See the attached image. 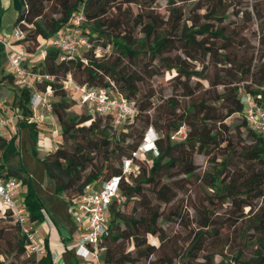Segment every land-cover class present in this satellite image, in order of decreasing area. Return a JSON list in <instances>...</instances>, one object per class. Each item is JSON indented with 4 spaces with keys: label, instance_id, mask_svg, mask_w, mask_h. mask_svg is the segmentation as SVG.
Returning a JSON list of instances; mask_svg holds the SVG:
<instances>
[{
    "label": "trees",
    "instance_id": "16d2710c",
    "mask_svg": "<svg viewBox=\"0 0 264 264\" xmlns=\"http://www.w3.org/2000/svg\"><path fill=\"white\" fill-rule=\"evenodd\" d=\"M155 1H143L149 11L122 18L121 5L137 4L140 0L16 1L14 28L24 30V39L19 42L27 54L64 31L71 16L79 11L84 15L82 35L90 41L105 37L113 51L110 58L95 57L91 51L67 55L46 45L43 59L38 58L30 66L54 77V81L37 87L42 90L46 84L51 86L54 99L50 106L61 138L40 162L47 172L49 163L66 165L70 181L66 186L58 185L56 191L71 201L86 187L96 188L98 179L121 175L122 161L140 144L134 139H142L147 127L152 126L157 131L156 154L148 153L135 160L137 173L119 182L120 202L111 203L108 229L98 244L102 264H150L149 259L159 246L149 244L147 236L155 237L160 246L162 241L158 226L163 215L160 204H169L176 197L172 179L196 175L197 153L208 161V169L196 176L207 190L200 201L204 222L197 227L187 256L197 264H264V138L248 127L240 101V95L245 93L264 109V54L257 57L242 49L239 36L223 23L227 9L221 0H196L188 17H184L180 5L190 0H165L166 18L152 11ZM112 10L115 17H107ZM201 10L203 13H198ZM105 20H112L111 27L115 29L122 27L124 31L125 26L131 25L139 32L104 30ZM258 42L264 48V28H260ZM257 60H261L259 65H255ZM145 69L151 75L171 70L176 73L171 78L175 83L173 93L157 105L152 90H140ZM67 74L77 84L106 89L133 101L138 110L136 117L131 123L115 127L108 115H97L86 107L81 113L70 111L76 99L59 83ZM192 79L196 80L194 85L190 84ZM5 81L10 84L13 105L22 117L10 135L0 136V178L12 177L7 162L18 157L16 178L21 205L28 221L37 222L42 219L44 204L21 158L24 129L36 155L38 130L35 123L27 122L30 89L16 85L11 73L2 75L0 83ZM202 81H206V87ZM228 118L239 123L230 128L225 123ZM139 119L142 125L136 135L132 124ZM182 126L186 128L184 139L173 141L172 134ZM127 139L131 141L126 142ZM149 187L153 199L148 197ZM224 205L226 211L221 215L225 216L220 217L217 211ZM8 231H13L10 238ZM13 242V250L24 257L21 264H54L47 249L39 259L28 254L26 238L8 213L0 219V243ZM221 242L222 248L217 250ZM128 244L132 245L130 250ZM216 256L220 257L217 262ZM160 258L158 264H172L169 256ZM0 264L10 263L0 260Z\"/></svg>",
    "mask_w": 264,
    "mask_h": 264
},
{
    "label": "built area",
    "instance_id": "2783aa9c",
    "mask_svg": "<svg viewBox=\"0 0 264 264\" xmlns=\"http://www.w3.org/2000/svg\"><path fill=\"white\" fill-rule=\"evenodd\" d=\"M84 21L82 12L74 13L69 26L62 32L55 34L46 43L43 42L31 55L43 59L46 45L58 49L63 54L74 55L80 51H91L95 57H103L106 50L81 33V25ZM24 30L20 27L13 29V41L19 42L24 39ZM5 55L8 59L9 72L15 77V84L30 89L29 110L30 115L27 122L40 124L43 111H51L49 98L52 97V89L46 84L44 89L37 85L54 81V77L32 70L24 65V58L27 53L22 48L20 51L10 53L9 41L0 39ZM63 58V57H62ZM61 58V59H62ZM61 88L73 95L78 105L86 107L90 112L97 115H108L115 127L131 123L136 117L138 110L133 101L127 100L118 93L111 94L106 89L88 88L86 85L77 84L70 74H67L59 81ZM240 101L244 104L242 116L249 128L259 132L264 138V109H262L248 94H241ZM20 114L0 118V136H7L16 126ZM178 130L172 134V139H180ZM157 133L152 127L145 131L142 141L128 159L122 161V174L111 177L107 180L98 179L96 188H88L74 197L69 202V210L73 221L80 227L82 233L75 241L74 254L82 258H90L94 264H102L99 260L101 247L98 245L108 229V210L112 202H120L119 182L129 174L137 173L135 160L145 157L146 154H156L155 141ZM20 183L16 177L0 178V219L12 215L13 223L17 224L27 241V252L39 259L46 253V248L40 240L36 239L34 222H29L26 211L21 205ZM52 261L55 255H51Z\"/></svg>",
    "mask_w": 264,
    "mask_h": 264
},
{
    "label": "rangeland",
    "instance_id": "374dc122",
    "mask_svg": "<svg viewBox=\"0 0 264 264\" xmlns=\"http://www.w3.org/2000/svg\"><path fill=\"white\" fill-rule=\"evenodd\" d=\"M144 0H140L137 4L121 5V10L123 13L119 15L121 18L126 14L132 16L140 13L141 11H149L144 8ZM196 0H190L187 3L181 4V8L184 11V17H188L193 9V3ZM224 7L227 9V18L223 23L233 28L234 32L239 36L238 41L242 44V49L246 50L248 53H253V55L259 57L264 54V48L259 44L258 39L260 37V28H264V0H221ZM152 11L158 13L160 17L166 18L167 16V6L165 0H157L152 4ZM198 13H203V10ZM116 13L114 10L110 11L107 17H115ZM55 16V14H52ZM203 20V19H201ZM106 21V20H105ZM113 21L107 20L104 30L110 32H119L121 34L127 33L129 30L138 34L139 28H132L131 25L125 26L120 29H115L111 27ZM94 45H99L103 49H108L105 52L104 57L110 58L113 55L112 47L107 44V39L105 37H99L93 39ZM261 60H257L255 65H259ZM30 66L34 65V62H28ZM26 66V67H30ZM201 66L197 64L196 69H199ZM145 82L140 84V90L142 92L150 89L154 92L153 102L157 105L161 103L162 99L167 98L170 94L173 93L175 83L171 79L176 73L174 70L166 71L163 74L151 75V72L148 69H145ZM5 73V72H4ZM195 79L190 81L191 85L195 84ZM204 87H206V81L201 82ZM240 92L243 93V87H240ZM54 96L49 98V101H52ZM83 107L78 105L77 102H74L70 111L74 113H81ZM7 110L4 111L0 109V114H6ZM150 116L152 111L149 112ZM227 125H230V128H233L235 123H239L234 118H228L225 122ZM54 124V125H53ZM140 119L133 122L132 127L135 130L136 135L140 132L141 129ZM56 129V142L60 141V129L58 121L53 114L52 110L47 112L43 111L42 113V122L40 123L41 132L45 135L51 130V127ZM152 127V126H148ZM147 127V128H148ZM155 131L156 129L152 127ZM147 130V129H146ZM145 130V131H146ZM179 130L184 131L186 128L182 126ZM157 132V131H156ZM183 134H179L180 139H172L175 142L182 141ZM143 137V136H142ZM135 141L141 143L142 139L136 137ZM130 139H127L126 142H130ZM194 161L197 167L196 175L193 177L178 176L171 180V183L176 187V197L169 204H160V208L163 211V215L158 221V226L161 229V246L160 242L153 236H147V242L154 245L155 247L159 246V249L156 253L150 257V264H158L161 260L160 257L163 255L169 256L172 260V264H197L192 257L187 256V251L194 239V234L199 225H202L204 222L203 216L204 212L200 207V201L205 195V188L196 180V176L201 174L203 171L208 169V161L206 156L201 153L194 155ZM19 165L18 157H12L7 162V170L12 174L11 176L16 177L18 173L16 168ZM151 188L149 187L148 197L153 199L151 194ZM41 200V199H40ZM42 201V200H41ZM226 211V206L224 205L222 209L217 211V214L224 213ZM221 215L220 217H224ZM13 235V231L7 232V238H10ZM14 241V240H13ZM221 244L217 250H221ZM15 243L4 244L0 243V260L5 261L10 264H21L24 260L23 256H20L13 250ZM132 248L131 244H128L127 250ZM201 255V253H199ZM201 259V258H200ZM220 257L216 256L215 261H219ZM199 264V263H198Z\"/></svg>",
    "mask_w": 264,
    "mask_h": 264
},
{
    "label": "crops",
    "instance_id": "0c3cea01",
    "mask_svg": "<svg viewBox=\"0 0 264 264\" xmlns=\"http://www.w3.org/2000/svg\"><path fill=\"white\" fill-rule=\"evenodd\" d=\"M16 1L0 0V39L11 43L10 53L18 52L23 48L20 42L13 41L14 23L18 15ZM37 59L38 57L27 54L24 65L30 66L27 63H33ZM4 72L10 73L7 56L4 50H1L0 78ZM9 86L10 84L6 81L3 84L0 83V109L7 110L6 114H0V118L19 114L13 105L14 94L9 90ZM35 125L38 130L34 148L36 155L32 152V141L24 129L21 138V158L33 179L37 195L44 204L42 219L33 224L36 239L42 242L50 256L55 255V260L52 261L54 264H94L90 258H82L74 254L75 241L82 231L72 219L67 198L62 192L56 191V187L61 184L59 177L52 176L40 162V159L56 146L58 136H56V129L52 126L51 130L44 135L40 131V124L35 123ZM13 130L11 127L8 135Z\"/></svg>",
    "mask_w": 264,
    "mask_h": 264
},
{
    "label": "water",
    "instance_id": "95a60500",
    "mask_svg": "<svg viewBox=\"0 0 264 264\" xmlns=\"http://www.w3.org/2000/svg\"><path fill=\"white\" fill-rule=\"evenodd\" d=\"M47 168L52 176L59 177L61 185L66 186L70 181V175L64 163H60V165L49 163L47 164Z\"/></svg>",
    "mask_w": 264,
    "mask_h": 264
}]
</instances>
